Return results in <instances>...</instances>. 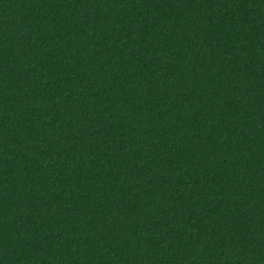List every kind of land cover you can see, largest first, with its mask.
Masks as SVG:
<instances>
[{"label": "trees", "instance_id": "obj_1", "mask_svg": "<svg viewBox=\"0 0 264 264\" xmlns=\"http://www.w3.org/2000/svg\"><path fill=\"white\" fill-rule=\"evenodd\" d=\"M0 264H264V0H0Z\"/></svg>", "mask_w": 264, "mask_h": 264}]
</instances>
